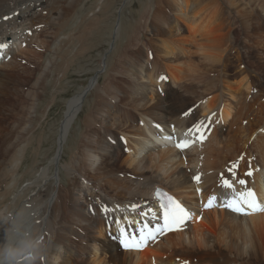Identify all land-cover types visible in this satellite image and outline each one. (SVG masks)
Here are the masks:
<instances>
[{"label":"bare ground","instance_id":"6f19581e","mask_svg":"<svg viewBox=\"0 0 264 264\" xmlns=\"http://www.w3.org/2000/svg\"><path fill=\"white\" fill-rule=\"evenodd\" d=\"M172 1L175 23L166 28L159 27L162 23L156 26L161 28L158 33L166 35L158 46L152 40L147 43L153 48V60L146 45L136 48L130 61L126 59L128 65L123 62L119 66L130 83L97 89L98 96L110 97L104 100L107 108H92L86 120L96 123L94 128H107L102 138L95 131L83 135L79 147L76 145L61 165L67 176L65 184L48 201H42L40 193L20 204V193L10 200L30 142V116L16 126L20 130L0 155V250L17 253L13 264H264V212L244 214L222 206L226 199L248 189L264 204V87L250 82L245 69L230 73L235 60L223 54L228 52L227 19L219 2ZM78 2L0 0V43L8 45L0 52V69L13 67L17 54L33 53L32 47L40 42L39 31H49L52 24L65 27ZM84 20L82 32H69L56 44L65 39L82 40L98 22L93 15ZM262 27V22L254 26L251 44L264 49ZM243 33L246 37L239 47L246 49L250 40L246 29ZM240 54H234L237 62L243 60ZM155 58L168 82L163 88L158 85L165 80L161 81L153 68ZM49 62L41 75L49 71ZM198 62L209 68L197 72ZM96 79L90 80L88 90L94 88ZM183 96L189 100H181ZM83 98L78 93L67 101L55 165L60 163L63 144ZM186 112L189 115L185 116ZM200 122L207 126L204 139L178 150L176 141L192 140L185 133ZM115 132L122 133L128 143L120 142ZM165 136L176 140H165ZM108 138L111 143L106 142ZM126 172L138 174L125 178ZM197 174L199 183L193 180ZM221 174L232 182L233 189L221 187ZM46 175L43 169L40 176ZM241 179L245 184L238 183ZM156 187L177 199L191 217L179 230L157 234L139 249L123 248L120 230L139 235L136 225L143 227V215L152 208ZM210 196L217 200L205 208ZM158 217L152 213L149 221Z\"/></svg>","mask_w":264,"mask_h":264},{"label":"rangeland","instance_id":"374dc122","mask_svg":"<svg viewBox=\"0 0 264 264\" xmlns=\"http://www.w3.org/2000/svg\"><path fill=\"white\" fill-rule=\"evenodd\" d=\"M213 1L219 2L223 15L227 19L224 32H226L225 37L228 39L227 48H225L228 52L223 54L224 57L232 56V59L235 60L232 62L233 66L230 65V73H234L238 69H245V75L250 74L247 76L250 82L256 81L260 87H264V49L251 44V40L254 39L252 38L254 26L258 23L261 26V22L264 24V0H235L232 4L226 0ZM171 2L173 3L172 0L169 2L167 0H79L65 27L52 24L49 31H39L40 42L39 45L36 44L32 47L33 53L17 54L16 64L13 67L4 66L0 69V155L8 150V145L13 141V136L20 130V127L16 129V126L26 121L27 115L32 120L30 124L32 129L27 136L30 142H28L26 155L17 175V188L10 196L11 201L13 196L19 193L21 194L19 198L22 199H18V204L25 198L37 193L41 194L42 201H46V199L48 201L55 197L57 189L66 182L67 176L61 165L68 161L70 152L75 150L76 145L79 147L80 144L78 143L84 139V134H91L95 131L102 138L103 131L107 128L106 125H103L100 128L96 126V129L93 127L96 123L91 125L86 120V114L92 108L98 106L107 108L104 100L108 101L110 97H105L103 93L98 96L97 89L114 85L123 86L130 83L129 78L125 76L123 69L119 66L123 65V62L124 65H128L130 56L134 55L135 52L133 51L136 48L146 45L145 47L149 53L151 52L150 55L153 60L155 57L153 48L147 43L152 40L158 46L160 39L166 35L165 33H158L161 28L156 26L162 23L159 27L166 28L175 23L176 15ZM92 15L98 22L89 34L83 39L81 38L82 40L67 41L65 39L60 45L56 44L69 32H82L84 23H87L84 20L85 16L90 17ZM80 19L82 22L79 23ZM245 29L251 36L250 38L247 35L250 42L249 48L246 49L243 46L242 48L239 47L246 37L243 33ZM261 32L264 34L263 27ZM236 52L241 53L242 61H236L234 57ZM49 61L51 62L49 71L47 69L41 75ZM156 61H158L157 58L154 59L153 68H156L157 73L155 74L160 78L165 75L163 73L165 71L163 66L158 65ZM203 64L198 62L199 69H196L197 72L198 70L204 72L209 68ZM216 69L218 68L216 67ZM116 70L118 72L115 73ZM96 73L97 83L84 95L82 109L71 125L66 142L63 144L60 163L55 165L53 158L57 150V137L67 101L72 96L82 93ZM40 75V80L37 82L36 80ZM164 82L161 85H156L163 88L168 83L166 79ZM187 83L188 81L185 84ZM98 98L101 99L98 100ZM185 98L183 96L181 100H189L188 97L185 96ZM119 105L123 106L122 104ZM133 115L138 121L140 120L137 113L134 112ZM115 134L116 136L120 135V142L128 143L124 140L122 133L115 132ZM108 139L110 141L106 139V142L111 143L112 138ZM100 153L103 154L102 151ZM182 167L186 168L187 166ZM43 169L47 171L45 177L40 176ZM136 174L138 173L126 172L123 176L129 178ZM140 174L145 175V172ZM26 187L28 189L24 190Z\"/></svg>","mask_w":264,"mask_h":264},{"label":"snow or ice","instance_id":"6c2138e0","mask_svg":"<svg viewBox=\"0 0 264 264\" xmlns=\"http://www.w3.org/2000/svg\"><path fill=\"white\" fill-rule=\"evenodd\" d=\"M7 19V17H5ZM8 45L6 43H0V52H3ZM166 77L161 76L160 80H165ZM185 116L189 115V113H184ZM156 128H160L159 125H154ZM207 130V126L200 122L193 126V128L189 129L185 136H192L193 139H183L176 141L175 147L178 150L183 151L184 149L188 148L193 144L196 140L202 141L204 139V133ZM123 139V138H122ZM163 139L168 141H174L176 138L174 136H165ZM243 159V156H241ZM234 167H238V165H234ZM232 172V169H229ZM234 175V173H233ZM247 175H251V172H248ZM201 177L199 174L193 177V180L199 183ZM239 184H245L244 180H239ZM221 187L225 189H233V184L229 179L224 178L223 174H221ZM200 189H197L199 192ZM217 200V197L210 196L207 200V203L204 204L205 208L212 207L214 201ZM224 207L229 208L230 210L237 212V213H244V214H252L256 212H264V204H261L255 196V193L248 189L245 192H240L238 194H234L231 198L226 199ZM163 209V224L158 225L155 229L150 230L148 225H144L142 228L137 229L136 231L139 233L138 236L136 235H128L123 229L120 230V244L125 249H139L140 247L144 246L147 241L155 240L157 234H163L166 231L175 230L180 225H182L186 220L191 217V213L183 207L179 202H177L171 196L167 197V202L162 204Z\"/></svg>","mask_w":264,"mask_h":264},{"label":"clouds","instance_id":"9594fccd","mask_svg":"<svg viewBox=\"0 0 264 264\" xmlns=\"http://www.w3.org/2000/svg\"><path fill=\"white\" fill-rule=\"evenodd\" d=\"M17 255L16 252L9 250L5 253L3 250H0V264H13L12 258Z\"/></svg>","mask_w":264,"mask_h":264},{"label":"water","instance_id":"95a60500","mask_svg":"<svg viewBox=\"0 0 264 264\" xmlns=\"http://www.w3.org/2000/svg\"><path fill=\"white\" fill-rule=\"evenodd\" d=\"M104 64V63H103ZM97 75V73L93 76V77H95ZM88 89H89V86L87 85V87L83 90V92L81 93V96H83L84 97V95L87 93V91H88Z\"/></svg>","mask_w":264,"mask_h":264}]
</instances>
